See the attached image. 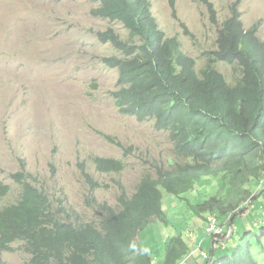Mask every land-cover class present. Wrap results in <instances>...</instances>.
<instances>
[{
  "label": "trees",
  "instance_id": "1",
  "mask_svg": "<svg viewBox=\"0 0 264 264\" xmlns=\"http://www.w3.org/2000/svg\"><path fill=\"white\" fill-rule=\"evenodd\" d=\"M91 1L96 5L93 17L119 22L130 32L129 40L113 28L98 33L101 43L122 54L103 59L119 72L118 88L111 93L119 113L138 122L152 121L156 131L167 132L179 161L169 169L150 163L155 177L144 176L132 196L116 183L119 211L97 202L93 194L104 187L81 165L92 196L88 205L99 210V220L93 223L79 222L62 201L55 207L21 161L20 172L12 176L21 188L18 200L0 208V253H14L12 246L21 244V251L31 258L26 264H153L145 234L153 225H167L162 209V193H166L201 219L205 232L210 217L225 225L224 235L212 238L207 258L198 252L192 255L196 264H260L249 238L253 231H245L241 246L231 251L223 244L229 224L234 226L257 198L250 186L264 179V42L256 36V25L244 29L242 0H234L220 26L213 4L201 0L219 29L216 50L207 54L199 74L179 39L160 30L149 0ZM217 62L238 67L240 79L228 84L214 68ZM90 162L103 175L125 170L124 163L116 160L92 157ZM209 177H219L223 188L202 196L198 184ZM10 192V187L0 184V204ZM256 241L264 251V223ZM189 244L183 233L176 234L165 245L161 264L189 260L198 248Z\"/></svg>",
  "mask_w": 264,
  "mask_h": 264
},
{
  "label": "rangeland",
  "instance_id": "2",
  "mask_svg": "<svg viewBox=\"0 0 264 264\" xmlns=\"http://www.w3.org/2000/svg\"><path fill=\"white\" fill-rule=\"evenodd\" d=\"M149 1L160 30L179 39L199 74L207 54L216 50L219 26L234 0H208L219 26L211 21L201 0ZM95 6L91 0H0V184L11 189L0 208L18 200L21 188L12 176L20 172L21 161L54 206L64 202L82 223L97 222L99 210L88 205L92 196L81 165L104 187L93 194L97 202L119 211L116 183L132 196L144 176L155 177L150 163L169 169L179 161L167 132L156 131L152 121L138 122L119 113L111 96L118 88L119 72L107 67L103 59L122 54L111 44L101 43L98 33L113 28L129 40L130 32L119 22L93 17ZM239 12L244 29L256 25V36L264 42V0H242ZM214 68L230 85L241 77L238 67L217 62ZM92 157L123 162L125 170L120 175L99 174L90 162ZM198 187L202 196L209 197L220 193L223 185L219 177H209ZM250 189L257 198L236 219L231 239L223 244L231 251L241 246L245 231H253L249 237L252 252L264 264V251L256 241L264 223V186L256 182ZM162 195L167 225H153L145 234L153 264L163 262L165 245L178 233H183L189 245L210 253L213 240L204 222L175 197ZM12 248L14 253H0V264L29 262L21 244Z\"/></svg>",
  "mask_w": 264,
  "mask_h": 264
},
{
  "label": "built area",
  "instance_id": "3",
  "mask_svg": "<svg viewBox=\"0 0 264 264\" xmlns=\"http://www.w3.org/2000/svg\"><path fill=\"white\" fill-rule=\"evenodd\" d=\"M260 184H261V186H264V179L261 181ZM229 218L225 224H227V222L229 221ZM206 233L214 239H219L225 233V225H222L216 217H210L208 219V226L206 228ZM200 250H201L200 248L197 249L195 252L192 253V255L196 252H199L203 256V258H207L208 253L205 251H200ZM186 262H187V260L185 262H183L182 264H186Z\"/></svg>",
  "mask_w": 264,
  "mask_h": 264
},
{
  "label": "clouds",
  "instance_id": "4",
  "mask_svg": "<svg viewBox=\"0 0 264 264\" xmlns=\"http://www.w3.org/2000/svg\"><path fill=\"white\" fill-rule=\"evenodd\" d=\"M231 224H232V223L229 224V229H230ZM233 230H234V228H233V224H232V233H233ZM228 231H229V230H228ZM228 231H227V235H228ZM227 235H226L224 241L227 240ZM232 235H233V234H232ZM211 238H212V237H211ZM213 239H214V238H213ZM230 239H231V238H229L228 240H230ZM215 240H218V239H215ZM199 248H200V247H198L197 249H199ZM197 249H196V250H197ZM200 249H201V248H200ZM196 250H195V251H196ZM205 252H206V251H205ZM198 253H199V252H198ZM195 254H196V253H194L193 255H195ZM191 255H192V254H191ZM190 257L192 258V256H190ZM189 259H190V258H189ZM188 261H189V260H187L186 264H188Z\"/></svg>",
  "mask_w": 264,
  "mask_h": 264
},
{
  "label": "water",
  "instance_id": "5",
  "mask_svg": "<svg viewBox=\"0 0 264 264\" xmlns=\"http://www.w3.org/2000/svg\"><path fill=\"white\" fill-rule=\"evenodd\" d=\"M232 234L233 233H232V224H231L230 229L228 231L227 240L232 237ZM212 245H213V243H212Z\"/></svg>",
  "mask_w": 264,
  "mask_h": 264
},
{
  "label": "crops",
  "instance_id": "6",
  "mask_svg": "<svg viewBox=\"0 0 264 264\" xmlns=\"http://www.w3.org/2000/svg\"><path fill=\"white\" fill-rule=\"evenodd\" d=\"M197 255V254H196ZM195 256V255H194ZM188 264H196V261L191 258V260L188 261Z\"/></svg>",
  "mask_w": 264,
  "mask_h": 264
}]
</instances>
